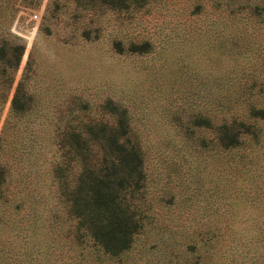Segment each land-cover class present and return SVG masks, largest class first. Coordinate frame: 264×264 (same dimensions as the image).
<instances>
[{"label": "rangeland", "instance_id": "1", "mask_svg": "<svg viewBox=\"0 0 264 264\" xmlns=\"http://www.w3.org/2000/svg\"><path fill=\"white\" fill-rule=\"evenodd\" d=\"M12 40L0 264H264V0H0V45ZM23 77L29 110L3 130ZM108 99L147 174L143 225L118 255L76 238L53 172L64 132L113 121ZM224 122L236 146H221Z\"/></svg>", "mask_w": 264, "mask_h": 264}, {"label": "trees", "instance_id": "2", "mask_svg": "<svg viewBox=\"0 0 264 264\" xmlns=\"http://www.w3.org/2000/svg\"><path fill=\"white\" fill-rule=\"evenodd\" d=\"M99 1L112 8L130 9L142 7L148 0ZM23 51L21 41H6L0 45V80L6 85L0 109ZM23 83L24 77L15 86L3 130L12 116H22L29 110L31 95L24 91ZM104 106L113 121L87 123L86 129L74 127L64 132L57 147V151L63 152L59 155L62 161L56 162L53 172L66 198L68 212L76 221V238H88L105 253L118 255L131 245L134 234L143 225L144 215L139 213V207L145 199L147 174L143 152L131 133L126 109L112 99ZM218 128L221 146L239 143L238 133H230L229 124L221 123ZM66 153L69 159L75 160V170L70 169V173ZM4 172L0 163V183Z\"/></svg>", "mask_w": 264, "mask_h": 264}]
</instances>
